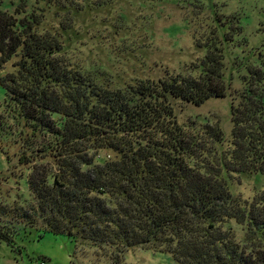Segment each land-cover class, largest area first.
<instances>
[{
  "label": "trees",
  "instance_id": "trees-1",
  "mask_svg": "<svg viewBox=\"0 0 264 264\" xmlns=\"http://www.w3.org/2000/svg\"><path fill=\"white\" fill-rule=\"evenodd\" d=\"M24 6L0 9V69L17 57L15 70L0 72L3 102L30 129L19 160L32 163L25 181L34 202L14 209V220L40 237L108 250L115 263L149 245L178 264H264V192L241 199L229 183L264 177V51L235 53L247 46L238 15L221 20L214 10L217 27L196 39L204 55L186 72L113 87L71 65L57 37L38 30L40 13ZM228 49L243 85L231 95L229 145L219 149L222 129L180 124L172 100L225 97ZM231 220L246 226L248 243L236 240ZM17 229L1 228L0 240L11 244Z\"/></svg>",
  "mask_w": 264,
  "mask_h": 264
},
{
  "label": "rangeland",
  "instance_id": "rangeland-1",
  "mask_svg": "<svg viewBox=\"0 0 264 264\" xmlns=\"http://www.w3.org/2000/svg\"><path fill=\"white\" fill-rule=\"evenodd\" d=\"M201 1L205 3L200 5L197 0H0V9L14 13L25 5L26 12L40 13L38 30L57 37L63 46L62 54L71 65L115 87L186 72L204 55L196 39L208 37L217 27L214 10L220 13L217 17L221 20L231 15L240 18L247 46L236 50L237 55L264 51V0ZM232 57L229 52L225 59V76L229 82L225 97L210 98L199 105L172 100L180 124L207 121L222 129L224 141L216 144L219 149L229 145L233 127L231 95L243 85L233 70L237 64ZM16 59L14 56L8 60L0 69L1 74L15 70ZM3 99L4 89L0 86V123L3 125L0 128V209L5 211L0 214V229L11 226L19 229L11 244L0 240V264H178L149 245L128 248L115 263L108 250L99 251L79 241L74 245L65 236L50 232L40 237L34 229L17 223L13 210L26 209L34 202L25 181L32 163L22 164L19 160L28 145L25 138L30 129L22 119L10 116ZM96 154L102 159L116 158V153L109 149H100ZM229 183L232 193L241 199L252 200L264 192V177L260 175H235ZM228 226L237 241L249 242L245 225L231 220Z\"/></svg>",
  "mask_w": 264,
  "mask_h": 264
}]
</instances>
